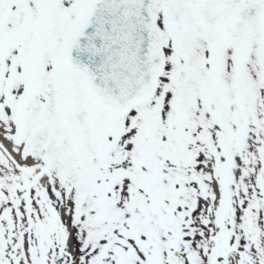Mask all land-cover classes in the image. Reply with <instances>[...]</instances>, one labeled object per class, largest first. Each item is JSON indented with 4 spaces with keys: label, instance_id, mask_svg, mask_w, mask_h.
Masks as SVG:
<instances>
[{
    "label": "snow or ice",
    "instance_id": "6c2138e0",
    "mask_svg": "<svg viewBox=\"0 0 264 264\" xmlns=\"http://www.w3.org/2000/svg\"><path fill=\"white\" fill-rule=\"evenodd\" d=\"M0 264H264V0H0Z\"/></svg>",
    "mask_w": 264,
    "mask_h": 264
}]
</instances>
